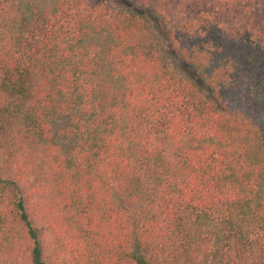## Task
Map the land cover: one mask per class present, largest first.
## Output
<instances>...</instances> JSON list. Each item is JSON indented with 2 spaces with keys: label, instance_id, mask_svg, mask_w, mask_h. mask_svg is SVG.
<instances>
[{
  "label": "trees",
  "instance_id": "obj_1",
  "mask_svg": "<svg viewBox=\"0 0 264 264\" xmlns=\"http://www.w3.org/2000/svg\"><path fill=\"white\" fill-rule=\"evenodd\" d=\"M0 264H264V0H0Z\"/></svg>",
  "mask_w": 264,
  "mask_h": 264
},
{
  "label": "rangeland",
  "instance_id": "obj_2",
  "mask_svg": "<svg viewBox=\"0 0 264 264\" xmlns=\"http://www.w3.org/2000/svg\"><path fill=\"white\" fill-rule=\"evenodd\" d=\"M124 4L126 6L128 5L126 3H124ZM133 9L137 13L146 15L151 20L152 26H153L154 30L156 31L157 35L160 38L162 52H163L164 56L167 58L169 64L177 72H179L181 75H183V76L189 78L190 80H193L194 82L200 84L195 70L192 69L189 65L185 64L184 62H182L175 55L174 51L172 50V48L168 44L166 36H165V31H164V28H163V25H162L161 21L157 17L153 16L148 11H141V10L135 9V8H133Z\"/></svg>",
  "mask_w": 264,
  "mask_h": 264
}]
</instances>
